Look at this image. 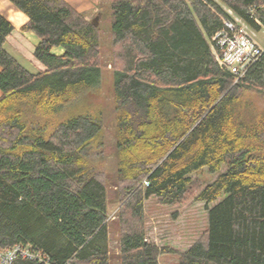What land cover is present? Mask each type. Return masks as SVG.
Listing matches in <instances>:
<instances>
[{
	"label": "trees",
	"instance_id": "trees-1",
	"mask_svg": "<svg viewBox=\"0 0 264 264\" xmlns=\"http://www.w3.org/2000/svg\"><path fill=\"white\" fill-rule=\"evenodd\" d=\"M9 1L29 18L22 30L40 38L35 57L46 70L32 73L6 51L14 27L0 14V251L33 255L12 264H110L107 177L96 165L103 121L87 114L52 125L100 83V27L65 0ZM108 5L121 264H159L164 254H178V264H264V110L250 99L264 97V54L235 83L212 51L234 21L227 10L260 31L250 11L264 24V0ZM223 164L206 186L193 178ZM151 198L205 203L204 236L184 253L148 242Z\"/></svg>",
	"mask_w": 264,
	"mask_h": 264
},
{
	"label": "rangeland",
	"instance_id": "rangeland-1",
	"mask_svg": "<svg viewBox=\"0 0 264 264\" xmlns=\"http://www.w3.org/2000/svg\"><path fill=\"white\" fill-rule=\"evenodd\" d=\"M110 0L103 1L98 13H101L98 27L101 34L102 67L101 80L98 87L80 95L76 100L69 103L52 121V125L67 121L79 115H91L101 118L104 128L99 138L102 143L103 158L96 160L97 169L104 172L107 177L108 187V211L110 217V264H121L120 259V226L118 223V203L115 200V186L117 184L118 155L117 144V113L114 96V73H113V51L111 47V18ZM227 12L233 17L231 10ZM96 13V14H98ZM86 17V16H85ZM95 17L90 19L94 20ZM88 20V19H87ZM239 20V18H238ZM241 20V19H240ZM241 23V21H239ZM263 33L257 34L258 42L264 46ZM21 61V60H20ZM23 65L34 72L28 64ZM252 99L260 109L264 110V97L251 95ZM45 121V120H43ZM53 129L52 127L50 128ZM94 150L97 145L94 144ZM227 170V164H223L220 171L211 173L204 168L193 175V178L201 180L204 186L212 183ZM225 196L208 205L210 209L218 205ZM112 216V217H111ZM145 230L147 241L155 243L161 248L172 249L184 253L199 241L207 231L208 210L206 204L195 199L181 206H164L158 203L156 198L145 202ZM178 254H164L159 258V264H178Z\"/></svg>",
	"mask_w": 264,
	"mask_h": 264
},
{
	"label": "built area",
	"instance_id": "built-area-1",
	"mask_svg": "<svg viewBox=\"0 0 264 264\" xmlns=\"http://www.w3.org/2000/svg\"><path fill=\"white\" fill-rule=\"evenodd\" d=\"M252 18L259 25L260 31L235 18V22L225 21L224 29L212 38L215 43L212 49L221 69L228 71L234 77L235 83L245 78L250 68L264 54V46L257 40L259 32L264 34V24L254 17V13ZM145 185H148V182H145ZM18 256L33 258L29 249L16 247L0 251V264H12Z\"/></svg>",
	"mask_w": 264,
	"mask_h": 264
},
{
	"label": "crops",
	"instance_id": "crops-1",
	"mask_svg": "<svg viewBox=\"0 0 264 264\" xmlns=\"http://www.w3.org/2000/svg\"><path fill=\"white\" fill-rule=\"evenodd\" d=\"M65 1L78 12L84 14L88 20L92 19L93 17L96 18L97 16H100L101 18L100 13H98L100 10L99 7L92 4L90 0ZM103 1L105 0H100L101 5L103 4ZM0 14L14 27L13 32L7 38V42L5 44L6 51L11 56H13L24 68L26 67L23 65L22 60L24 61V64L26 63L30 66V68L34 69V72H32L26 68L28 71L32 73L45 71L46 67L35 57V50L41 42L40 38L33 32H26L22 30V28L29 21L28 16L18 10L9 0H0ZM52 53L56 56H62L64 54V49L55 47L52 49ZM1 96L2 92L0 90V97Z\"/></svg>",
	"mask_w": 264,
	"mask_h": 264
},
{
	"label": "water",
	"instance_id": "water-1",
	"mask_svg": "<svg viewBox=\"0 0 264 264\" xmlns=\"http://www.w3.org/2000/svg\"><path fill=\"white\" fill-rule=\"evenodd\" d=\"M99 20H100V16H97V17L92 21V23H93L95 26H98V24H99Z\"/></svg>",
	"mask_w": 264,
	"mask_h": 264
},
{
	"label": "bare ground",
	"instance_id": "bare-ground-1",
	"mask_svg": "<svg viewBox=\"0 0 264 264\" xmlns=\"http://www.w3.org/2000/svg\"><path fill=\"white\" fill-rule=\"evenodd\" d=\"M253 9L250 11V13H251V16H252V13H253ZM226 21H231V20H226ZM232 22H235V20L234 21H232ZM212 51H213V49H212ZM213 54H214V51H213ZM214 56H215V54H214ZM215 58H216V56H215ZM216 61H217V59H216ZM217 63H218V61H217ZM219 64V63H218ZM220 66V65H219ZM221 68V67H220Z\"/></svg>",
	"mask_w": 264,
	"mask_h": 264
}]
</instances>
